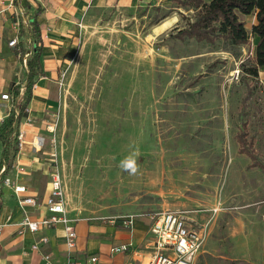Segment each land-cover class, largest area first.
Wrapping results in <instances>:
<instances>
[{
	"label": "rangeland",
	"instance_id": "rangeland-1",
	"mask_svg": "<svg viewBox=\"0 0 264 264\" xmlns=\"http://www.w3.org/2000/svg\"><path fill=\"white\" fill-rule=\"evenodd\" d=\"M173 7L174 2L161 11L177 15ZM138 11L145 14L139 28L120 29L116 38L98 26V20L74 24L63 56L43 62L52 86L40 117L30 115L29 104L20 111L30 53L22 62L16 59L0 66V85L11 89L12 83L21 84V93L0 108L20 113L19 123L33 132L49 131L54 136L53 142L45 136L43 148L34 156L48 169L55 159L62 178L67 173L63 167L69 166L88 220L74 217L76 231L87 227L89 234H98L97 243L89 238L82 241L102 260L118 255H110V248L122 242L116 237L120 228H114L110 219L128 215L140 219L155 211L175 210L202 235L196 264H264V247L258 245L264 232V169L247 167L250 159L238 154L235 138L245 123L247 139H252L257 158L264 163L263 70L257 77L246 72L248 45L231 50L220 42L164 41L173 26L152 35L154 6ZM178 16L177 25L184 26L194 10ZM254 17L240 16L248 31ZM21 18L18 12L9 16V22L28 51L25 32L18 33ZM6 90L1 88L0 95ZM135 148L140 153L139 170L130 175L119 164ZM17 166L22 165L12 166L13 179H17ZM9 172L5 178H12ZM1 190L8 199L7 222L22 212L31 218L42 214L36 206L20 208L9 186L1 184ZM29 191L41 190L33 185ZM44 196L45 191L41 201ZM0 224V254L13 241L17 245L9 254L24 253L17 261L2 258L0 264H41L45 255L49 257L45 264L56 261L58 247L52 239L59 231L41 229L17 236L4 222ZM142 226L137 221L126 227L131 239ZM41 234L50 242L31 252Z\"/></svg>",
	"mask_w": 264,
	"mask_h": 264
},
{
	"label": "crops",
	"instance_id": "crops-1",
	"mask_svg": "<svg viewBox=\"0 0 264 264\" xmlns=\"http://www.w3.org/2000/svg\"><path fill=\"white\" fill-rule=\"evenodd\" d=\"M2 1L6 7L4 8L0 4V66L5 65V63H11L13 60H19L20 62V54L21 51L24 50L25 54L28 52L32 53L34 47V41L31 37V29H32V21L34 20L39 28V34L41 38L40 46H41V54H40V63L41 67L43 66V62L48 61H58L62 56L65 48L69 45L71 41V34L74 31V24L78 21H94L98 20V26L107 29L106 31L112 32V37L116 38L121 30H129V29H137L139 28L142 19L145 17L143 12H139L138 9L146 6H154L165 8L168 4H171L173 0H0ZM208 2L209 0H203ZM11 3V4H10ZM175 3V2H174ZM176 4V3H175ZM8 5V6H7ZM176 9L177 15H168L164 19H162L158 24L152 26V31L150 34L159 35L171 26H173L172 30L175 28L180 29L183 26H178L177 22L179 21L178 13L180 15H185L186 11L189 9H185L182 7H173ZM7 12V13H6ZM20 14L22 13L21 23L19 24L18 33L23 35L25 32L27 36L28 51L25 49V45L21 39L18 40L17 33L11 28V23L9 22V16L12 14ZM147 15V14H146ZM255 18V17H254ZM165 21H169V25L166 28H161V24ZM254 24V23H253ZM252 26V25H251ZM6 36V39H4ZM16 37L17 43L15 46H10L9 41ZM167 37V36H166ZM163 39L164 41L168 38ZM256 43L257 38L253 37ZM177 40V39H175ZM192 40V39H190ZM180 41V40H178ZM187 41V40H186ZM183 42V41H181ZM254 43V45H255ZM39 44V43H38ZM251 47H253L251 45ZM249 48V47H248ZM62 55V56H61ZM61 56V57H60ZM43 68V67H42ZM26 69V68H25ZM264 73V67H262ZM49 71L46 70V73L42 69V76L36 78V85L34 87V91L32 90V96L29 100L28 104L30 105V115L34 118L40 117L43 114L42 105L47 102V94L50 93L51 90V80L48 78ZM25 78H26V70H25ZM25 82V80H24ZM12 82H10L11 84ZM13 86L14 83H12ZM12 86V88H13ZM1 88H6L5 92L11 93L10 87L7 85H0ZM36 89V90H35ZM1 96V95H0ZM46 98V99H45ZM6 103L0 97V104ZM8 103V102H7ZM4 108V107H3ZM2 107L0 108V121L4 119L9 112H6ZM10 108V107H9ZM10 111V110H9ZM3 116V117H2ZM47 130H50V127H47ZM23 131L25 137V144H23L22 148H18V151L15 153L13 158H7V164L11 163V169L8 171L10 176L13 179L14 169L13 165L16 163L18 165H22L24 168V173L20 174L16 179L17 182L24 184L27 188V194L35 197L37 202V208L39 211H42L41 215H45L46 212L43 209V201L47 196L49 191V169L47 166L40 164L34 154L38 151L32 150L31 141L35 136H51L49 131H46L43 135L38 134L37 132H33L32 127H25L24 124L19 123L16 132ZM48 132V133H47ZM54 136H51L52 139ZM236 138V137H235ZM9 141L11 143H16L17 139L14 137H10ZM2 151V144L0 142V152ZM11 151V150H10ZM40 151V150H39ZM238 152V150H237ZM248 157L245 154H241ZM1 157V156H0ZM249 158V157H248ZM250 159V158H249ZM2 159L0 158V161ZM251 162V160H250ZM44 164V163H43ZM249 165V164H248ZM247 165V167H248ZM64 171L67 172L64 174V189H66V213L70 218H74L76 216L79 219H83V221H87L84 219L86 217L83 215L82 210V198L80 194L77 192L79 189L78 182L71 174L69 175V166L63 167ZM248 168H258V167H248ZM264 169V168H260ZM35 185L41 191L38 193L29 191L30 186ZM78 188V189H77ZM1 190V184H0ZM45 191V196L41 201V194ZM2 192V206L0 210V221L4 222V224L9 228L13 229L17 236H23L28 231H24L22 234L18 233V220L22 217V214L14 216L12 218V222H7V217L9 215V208L7 204L8 199L4 196ZM13 195V192L11 191ZM13 195V199H14ZM4 199V200H3ZM15 201V200H14ZM160 211V210H159ZM150 214V213H149ZM147 214L145 217L140 219H135L133 224L137 221L142 223V231L134 234L132 239L128 235V230L121 223L120 218H112L109 220L114 228H120L117 231V240L122 241L121 244H131V247L125 252L119 253H111L110 255H116L112 260L101 259L99 257L98 264H127L132 261H139L141 263H146L151 255V243L152 236L149 232V219ZM40 215V216H41ZM38 216V217H40ZM88 217V216H87ZM93 217V216H92ZM96 220V219H95ZM94 222V221H93ZM98 223V221H96ZM119 223L121 226L117 227L114 223ZM77 224V222H76ZM75 224V227H76ZM98 227L101 229V224ZM133 226V225H132ZM131 226V227H132ZM97 227V228H98ZM129 227V228H131ZM124 228V229H121ZM84 232H77V242L76 247L73 249L72 253L67 252V247L63 237V228L61 225H56L50 228L51 231H59L54 240L52 239V243L55 241L58 249L56 250V261L53 264H62L66 257L70 254L72 257L76 259H83L87 255H97L96 251H89L87 245L84 244L82 239L86 238L90 242H98V234L91 233L89 234L88 228H84ZM46 229L41 230L42 232ZM39 232V231H38ZM127 234V235H126ZM46 236L48 238L47 243H40V238ZM262 236V235H261ZM128 238V239H127ZM127 240L128 243H125ZM50 242V238L46 234H41L37 240L32 243L38 244L37 249H33L32 246L30 248L31 252L40 251L41 248L47 245ZM17 245L16 241H13L6 245V252L0 254V260L3 258L5 260L12 259L14 261L19 260L24 256V253L18 256L12 257L9 254V251L13 249ZM93 245V244H92ZM120 245V244H119ZM258 245L264 247V232H263V241L258 242ZM248 247L251 246V243H248ZM97 249V248H95ZM24 252V251H23ZM98 256V255H97ZM45 264V259L41 261V264Z\"/></svg>",
	"mask_w": 264,
	"mask_h": 264
},
{
	"label": "trees",
	"instance_id": "trees-1",
	"mask_svg": "<svg viewBox=\"0 0 264 264\" xmlns=\"http://www.w3.org/2000/svg\"><path fill=\"white\" fill-rule=\"evenodd\" d=\"M178 7L193 9L194 16L180 29L175 28L166 37L180 41L194 40L197 43H207L215 45L222 43L231 50H237L242 45H248V65L246 72L252 77H257L258 70L264 67V0H173ZM156 14L153 15L150 24L156 25L162 19L169 15V11H161V7H155ZM255 15V23L252 24L250 31L245 28V23L240 16ZM257 38L256 43L251 47V37ZM31 37L34 41V47L31 55L26 60V78L24 82V103L20 111L26 107L32 96L33 86L37 77L42 76V67L40 63L41 44L40 34L37 23L32 21ZM39 43V44H38ZM25 51L22 50L20 59L22 61ZM21 84L11 88L13 97L19 95ZM15 115L13 109H10L7 116L0 121V142L2 144L1 159L13 158L18 151V142L11 143L10 136L17 130L21 114ZM248 131L246 124L241 125L236 134L238 143V152L247 155L251 162L248 167L264 168L254 151L253 141L247 139ZM11 150V151H10ZM7 161V160H6ZM1 166V161H0ZM11 169V163L2 174L5 178ZM2 192L0 190V210L2 206Z\"/></svg>",
	"mask_w": 264,
	"mask_h": 264
},
{
	"label": "built area",
	"instance_id": "built-area-1",
	"mask_svg": "<svg viewBox=\"0 0 264 264\" xmlns=\"http://www.w3.org/2000/svg\"><path fill=\"white\" fill-rule=\"evenodd\" d=\"M0 4H3V2L0 1ZM16 43V37L9 41L10 46H15ZM0 97L5 102H10L13 99L12 93L8 92L2 93ZM17 114L15 113V115ZM13 135L17 139L19 149L22 148L23 144H25L23 131H15ZM51 140L53 142L55 138L53 137ZM44 144L45 138L42 136H35L31 141V146L36 151L41 150ZM52 160L54 161V166L49 169V191L42 203L46 214L37 218H31L22 212V217L17 222L18 233L22 234L24 231L36 233L41 229H50L56 225H61L67 252L72 253L77 242V231L75 227L77 221L76 219L70 218L66 213L64 181L56 166L55 159ZM6 168L7 161L6 159H2L0 166V184L9 186L12 189L20 208L24 209L26 206H37L35 197L27 194V188L24 184L17 182L16 179H2V174ZM16 171V177L18 178L19 174L24 172V168L17 166ZM148 219L149 232L152 236L151 255L146 263L132 261L127 264H196V259L202 249L203 238L199 231L188 226L181 211H155L148 215ZM120 220L123 226L131 227L135 218L132 215H128L120 217ZM1 231L2 225L0 224V235ZM39 241L40 243H47L48 238L43 236ZM130 247V243L114 245L110 248V252H125ZM32 248L37 249L38 244H34ZM44 259L45 263H48V255H45ZM98 262L99 256L94 254L87 255L83 259H76L69 254L62 264H98Z\"/></svg>",
	"mask_w": 264,
	"mask_h": 264
},
{
	"label": "clouds",
	"instance_id": "clouds-1",
	"mask_svg": "<svg viewBox=\"0 0 264 264\" xmlns=\"http://www.w3.org/2000/svg\"><path fill=\"white\" fill-rule=\"evenodd\" d=\"M139 155V149L135 148L134 150L130 151L129 155L120 161L119 167L123 171L128 172L130 175H135L139 170V165L137 163V158Z\"/></svg>",
	"mask_w": 264,
	"mask_h": 264
},
{
	"label": "bare ground",
	"instance_id": "bare-ground-1",
	"mask_svg": "<svg viewBox=\"0 0 264 264\" xmlns=\"http://www.w3.org/2000/svg\"><path fill=\"white\" fill-rule=\"evenodd\" d=\"M169 25V21H165L161 24V28H166Z\"/></svg>",
	"mask_w": 264,
	"mask_h": 264
}]
</instances>
